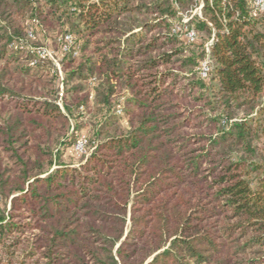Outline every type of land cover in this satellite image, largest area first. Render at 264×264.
I'll return each mask as SVG.
<instances>
[{"label":"trees","instance_id":"trees-1","mask_svg":"<svg viewBox=\"0 0 264 264\" xmlns=\"http://www.w3.org/2000/svg\"><path fill=\"white\" fill-rule=\"evenodd\" d=\"M198 3L194 48L173 24ZM31 18L76 36L64 108L51 62L10 47ZM0 102V264H264L254 0H0Z\"/></svg>","mask_w":264,"mask_h":264},{"label":"rangeland","instance_id":"rangeland-1","mask_svg":"<svg viewBox=\"0 0 264 264\" xmlns=\"http://www.w3.org/2000/svg\"><path fill=\"white\" fill-rule=\"evenodd\" d=\"M181 17L173 24V29L175 32L180 33V36L189 44L193 45L196 48L197 44L201 43V39L198 36L195 41H190L187 35V27L189 26V20L191 19V14L184 12L180 15ZM28 24L26 25V36L20 39H15L10 47L11 48H19L20 50L32 55L31 65H36L40 60H48L51 62L52 71L55 74L54 84L55 88L58 91V98L56 101L59 105L64 108V98L66 94V89H69L72 84L68 86L65 84V73L63 67V59L64 56L72 50L73 43L75 41V34L69 31L67 27L61 29L59 27L53 26L45 31L44 28L40 27V23L37 20H33V18L29 19ZM37 25V30L35 31L33 25ZM198 49V48H197ZM207 47L205 48V50ZM207 51V50H206ZM202 54L200 58V62L202 63L206 56ZM207 55V54H206ZM200 63V65H201ZM199 70V67H198ZM200 73V71H199ZM209 80V79H208ZM206 80V81H208ZM98 80L96 78H92L89 81V88H90V100L91 106H94V94L95 90L94 87L97 84ZM64 95V96H63ZM67 101L70 102V97L67 94ZM64 97V98H63ZM117 105V104H116ZM7 113L6 108L1 105L0 102V115H4ZM93 128L90 123H85L84 126L78 131L77 139L75 143L69 146L66 149V155L68 161L79 165L81 161L84 160L83 154L87 152V144L89 138L92 137ZM87 140L86 146L84 150L78 148V144L81 141ZM3 150V149H2ZM4 155V150L2 151ZM6 155V154H5Z\"/></svg>","mask_w":264,"mask_h":264},{"label":"built area","instance_id":"built-area-1","mask_svg":"<svg viewBox=\"0 0 264 264\" xmlns=\"http://www.w3.org/2000/svg\"><path fill=\"white\" fill-rule=\"evenodd\" d=\"M202 8V3L196 4L192 9H190L187 13L191 14V17L194 14H200ZM254 8L257 11L264 12V0H254ZM187 21H190L189 18ZM187 35L190 39V41H195L198 37L197 32L190 26L187 27ZM212 43V40L207 45V55L204 59V61L199 66L200 75L202 78H209L211 76L212 70H213V60L211 59L209 52H210V44ZM87 140L81 141L78 144V148L81 150H84V147L86 146Z\"/></svg>","mask_w":264,"mask_h":264}]
</instances>
